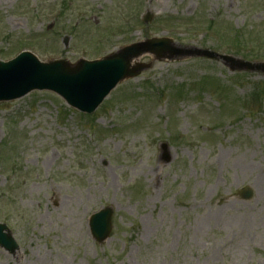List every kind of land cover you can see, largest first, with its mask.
Here are the masks:
<instances>
[{
	"label": "rangeland",
	"instance_id": "obj_1",
	"mask_svg": "<svg viewBox=\"0 0 264 264\" xmlns=\"http://www.w3.org/2000/svg\"><path fill=\"white\" fill-rule=\"evenodd\" d=\"M152 39L170 42L89 117L49 91L0 103V223L19 246L0 264H264V69L191 57L264 63V0H0V62ZM108 207L100 244L89 220Z\"/></svg>",
	"mask_w": 264,
	"mask_h": 264
},
{
	"label": "water",
	"instance_id": "obj_2",
	"mask_svg": "<svg viewBox=\"0 0 264 264\" xmlns=\"http://www.w3.org/2000/svg\"><path fill=\"white\" fill-rule=\"evenodd\" d=\"M169 42L167 39H160L134 44L101 61L82 60L74 68L63 61L42 64L32 54L24 53L9 63L0 62V102L21 98L33 90H50L64 98L71 107L91 114L119 83L136 77L149 67L142 65L131 68L130 63L134 58L145 53H159ZM191 56L220 58L237 63L230 57L203 50H197ZM261 67L264 69V64L240 63V69L255 71ZM167 149L165 146L164 150ZM240 194L245 199L252 198L249 188L243 189ZM113 212V208H107L91 219L92 235L101 244L110 237ZM0 247L12 254L18 249L8 228L1 224Z\"/></svg>",
	"mask_w": 264,
	"mask_h": 264
},
{
	"label": "trees",
	"instance_id": "obj_3",
	"mask_svg": "<svg viewBox=\"0 0 264 264\" xmlns=\"http://www.w3.org/2000/svg\"><path fill=\"white\" fill-rule=\"evenodd\" d=\"M235 39H236V42H239L240 44H243L244 45L245 43H247V39H245L244 36L241 35V34H239ZM244 56L247 57L246 54H244ZM204 79H206L205 82H204V84H208V83L212 84L211 83V78L208 77V78H204ZM209 80H210V82H209ZM213 82H217V81L214 80ZM217 84H218V82H217ZM229 90H230V85L224 86L220 91H217L216 90L217 91L216 93H219L220 95H222V94L226 93ZM231 90H233V89H231ZM179 92H180L179 95L181 96L182 95L181 94V91H179ZM247 101H248V98H246V99L243 100V102H247Z\"/></svg>",
	"mask_w": 264,
	"mask_h": 264
},
{
	"label": "bare ground",
	"instance_id": "obj_4",
	"mask_svg": "<svg viewBox=\"0 0 264 264\" xmlns=\"http://www.w3.org/2000/svg\"><path fill=\"white\" fill-rule=\"evenodd\" d=\"M137 61H133L132 65H134Z\"/></svg>",
	"mask_w": 264,
	"mask_h": 264
}]
</instances>
